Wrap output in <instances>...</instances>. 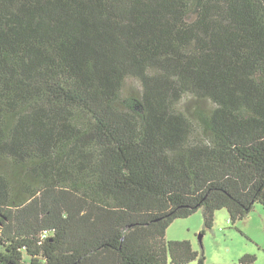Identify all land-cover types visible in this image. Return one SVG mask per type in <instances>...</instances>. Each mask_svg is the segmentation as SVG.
Listing matches in <instances>:
<instances>
[{
	"label": "trees",
	"instance_id": "obj_1",
	"mask_svg": "<svg viewBox=\"0 0 264 264\" xmlns=\"http://www.w3.org/2000/svg\"><path fill=\"white\" fill-rule=\"evenodd\" d=\"M255 204L264 0H0V264H212L166 229Z\"/></svg>",
	"mask_w": 264,
	"mask_h": 264
},
{
	"label": "rangeland",
	"instance_id": "obj_2",
	"mask_svg": "<svg viewBox=\"0 0 264 264\" xmlns=\"http://www.w3.org/2000/svg\"><path fill=\"white\" fill-rule=\"evenodd\" d=\"M139 87L135 77H128L123 86V94L133 95ZM197 101L188 93L180 99L177 108L185 110L187 106L192 110ZM199 103L202 107L209 105L205 100H199ZM166 234L167 240H189L195 250H203L207 263L231 264L248 253L255 256V263L264 264V206L260 204H255L246 217L234 224L229 221L226 210H217L211 228L204 227L202 212L197 210L188 217L175 219L166 229Z\"/></svg>",
	"mask_w": 264,
	"mask_h": 264
},
{
	"label": "crops",
	"instance_id": "obj_3",
	"mask_svg": "<svg viewBox=\"0 0 264 264\" xmlns=\"http://www.w3.org/2000/svg\"><path fill=\"white\" fill-rule=\"evenodd\" d=\"M167 232H168V230H167ZM166 236H167V234H166ZM166 236H165V237H166Z\"/></svg>",
	"mask_w": 264,
	"mask_h": 264
},
{
	"label": "water",
	"instance_id": "obj_4",
	"mask_svg": "<svg viewBox=\"0 0 264 264\" xmlns=\"http://www.w3.org/2000/svg\"><path fill=\"white\" fill-rule=\"evenodd\" d=\"M200 236H201V235H199V239H200Z\"/></svg>",
	"mask_w": 264,
	"mask_h": 264
}]
</instances>
